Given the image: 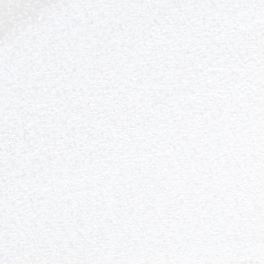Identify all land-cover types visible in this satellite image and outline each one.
Listing matches in <instances>:
<instances>
[{
    "label": "snow or ice",
    "instance_id": "1",
    "mask_svg": "<svg viewBox=\"0 0 264 264\" xmlns=\"http://www.w3.org/2000/svg\"><path fill=\"white\" fill-rule=\"evenodd\" d=\"M0 264H264V0H0Z\"/></svg>",
    "mask_w": 264,
    "mask_h": 264
}]
</instances>
